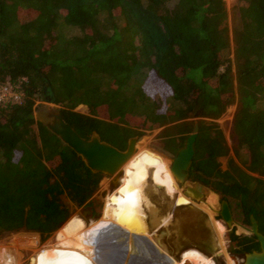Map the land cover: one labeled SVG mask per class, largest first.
I'll return each mask as SVG.
<instances>
[{
  "label": "trees",
  "instance_id": "trees-1",
  "mask_svg": "<svg viewBox=\"0 0 264 264\" xmlns=\"http://www.w3.org/2000/svg\"><path fill=\"white\" fill-rule=\"evenodd\" d=\"M227 17L224 0H0V84L23 93L0 109V239L45 240L105 177L35 120L45 95L81 138L95 132L120 151L162 129L153 149L173 158L197 124L187 180L264 236V0H237L231 30ZM234 103L227 141L215 121ZM140 156L169 165L150 149ZM229 240L242 258L259 248L234 229Z\"/></svg>",
  "mask_w": 264,
  "mask_h": 264
},
{
  "label": "bare ground",
  "instance_id": "bare-ground-1",
  "mask_svg": "<svg viewBox=\"0 0 264 264\" xmlns=\"http://www.w3.org/2000/svg\"><path fill=\"white\" fill-rule=\"evenodd\" d=\"M167 161L169 165L165 169L152 168L135 152L121 168L122 174L117 180L125 190L142 197L138 203L142 204L144 198L161 207L155 222L161 231V248L142 236L138 238L135 253L128 252L125 234L129 232L125 233V224L118 221L121 217L109 227L97 221L86 225L80 218L71 217L56 233V244L37 252L32 264H175L171 258L177 261L179 257H185L180 264H189L190 253L203 262H206L204 253L210 256L217 253L216 256L223 258L210 220L198 209L199 204L192 205L178 189ZM178 192L180 198H177ZM122 205L125 204L121 203L120 211ZM116 215L115 212L113 217ZM0 264L17 262L4 254Z\"/></svg>",
  "mask_w": 264,
  "mask_h": 264
},
{
  "label": "rangeland",
  "instance_id": "rangeland-1",
  "mask_svg": "<svg viewBox=\"0 0 264 264\" xmlns=\"http://www.w3.org/2000/svg\"><path fill=\"white\" fill-rule=\"evenodd\" d=\"M224 3L228 13L226 25L228 29L231 30L232 9L236 6L237 0H224ZM172 5L173 3L170 5V7ZM229 54L230 59H232L233 54L231 53V46ZM42 104L43 101L36 102V105ZM235 109L236 104L234 103L227 108L225 114L221 118L215 121L219 128L222 130L227 141L229 138ZM75 111L82 114H87V108L85 106H78L76 107ZM197 120L198 119H194L195 122ZM161 130L162 129L144 131L143 136H141L139 139L137 138L136 152L140 154L142 149L146 148L160 155V153L156 152L153 149V145L158 143L157 136L161 132ZM229 155L232 156V153H230ZM163 158H166L167 160L170 159L169 157L161 154V161H163ZM219 162L221 164V169L225 170L227 157H221L219 159ZM111 181L112 180L110 177H103L99 183L98 191L92 197V199L97 202V215L95 217H83L81 215L80 209L72 208L71 214L67 221L63 223L55 232L51 233L45 240L40 239L39 235L34 233L20 232L10 234L0 239V259H2L4 254H8L9 256L14 258V260H16L17 264H32V260L35 258L37 252H39L43 248H47L56 244V233L62 228L64 224L68 222L71 217L80 218L86 225H89L91 222L97 221L100 224L108 225V227L114 222V220H118L121 217V219H119L118 221L123 222L122 224H125L123 226V228L127 230V232L125 231V233L129 232L128 234H125V247L128 252L130 251L131 253H135L134 250L137 245L138 238L142 236L147 237L153 243L155 242L154 244H157V246L161 248V231L158 227H155V222L159 218L158 216L161 212L158 205L153 204L151 201H147V203L145 204L134 203V199L142 197L131 191L124 190L122 184L118 183V181L117 186L113 189ZM111 195L116 196V201L113 203L110 202ZM130 196L132 197L131 202H129ZM218 198V195H216L215 197L212 193H209L206 196V201L208 202H204L203 204L205 205L203 207V213L211 222L219 253L223 255V258L218 256L205 257L206 262H203L200 260V257H197L194 253H190L187 256V258H190V260L187 259L189 261V264H211L212 262L214 264H242V256L234 253L236 247L234 243L230 242L229 234L234 229L235 235L249 237L251 235L247 230L249 228L240 224L241 218L238 212L235 210L233 212V221L237 224V226L233 225L232 227L228 228L221 221V219L217 220L219 216H216V212L212 211V209L218 208ZM121 203L125 204L124 206L122 205V211L119 210ZM207 203L210 206L206 210ZM106 204H108L111 210L110 212L108 211L106 217H102V210ZM115 212L117 213V215L113 217L115 215ZM192 259L194 261H191ZM171 260L174 261L175 264H180V261H184L185 257H179L177 261L172 258Z\"/></svg>",
  "mask_w": 264,
  "mask_h": 264
},
{
  "label": "water",
  "instance_id": "water-1",
  "mask_svg": "<svg viewBox=\"0 0 264 264\" xmlns=\"http://www.w3.org/2000/svg\"><path fill=\"white\" fill-rule=\"evenodd\" d=\"M34 118L59 139L62 144L69 147L80 157L92 173H101L106 177H110L113 189L117 186V179L122 174L121 168L136 152L137 137H132L128 140L124 151H120L112 145L101 141L99 135L95 132L91 134L88 140L81 138L63 120L61 109L55 104L52 95L44 96L43 104L34 112ZM197 131L198 127L195 124L192 133L186 138L183 147L177 151L173 158L169 159V169L177 182L178 189H181V193L190 200L192 205L204 202L208 193L214 194L199 183H191L187 180V172L195 152L194 144ZM214 211L226 227L237 226L233 221L231 209L226 201H221L218 204V208ZM81 215L83 217H91L90 208L81 209ZM247 230L256 238L259 244V252L244 254L242 264H264V236L259 233L258 225L253 218H250V228ZM216 254L213 253L212 255L216 256ZM204 255L205 257H211L206 253Z\"/></svg>",
  "mask_w": 264,
  "mask_h": 264
},
{
  "label": "built area",
  "instance_id": "built-area-1",
  "mask_svg": "<svg viewBox=\"0 0 264 264\" xmlns=\"http://www.w3.org/2000/svg\"><path fill=\"white\" fill-rule=\"evenodd\" d=\"M22 101L23 93L18 85L0 84V109L21 104Z\"/></svg>",
  "mask_w": 264,
  "mask_h": 264
},
{
  "label": "flooded vegetation",
  "instance_id": "flooded-vegetation-1",
  "mask_svg": "<svg viewBox=\"0 0 264 264\" xmlns=\"http://www.w3.org/2000/svg\"><path fill=\"white\" fill-rule=\"evenodd\" d=\"M129 140V139H128ZM127 143H128V141H127ZM139 156H140V154H139ZM141 157V156H140ZM142 159V158H141ZM143 160V159H142ZM168 166H166V167H164V168H161V169H165V168H167ZM119 183V182H118ZM122 186H123V184H122ZM124 188V187H123ZM125 190V189H124ZM126 191H130V190H126ZM131 192H133V191H131ZM133 193H135V192H133ZM137 194V193H136ZM139 195V194H138ZM116 196H113V195H111V197H110V202L111 203H113V202H115L116 201ZM130 198V201L129 202H131V200H132V197L130 196L129 197ZM177 198H180L179 197V192H178V195H177ZM94 201V200H93ZM204 202H208V201H206V197H205V201ZM220 202H221V200H220V198H218V204H220ZM134 203H138V199H134ZM145 203H147V200H145L144 198H143V202H142V204H145ZM152 203H154V202H152ZM204 203H201V204H199L198 205V209H200L202 212H204V206L205 205H203ZM96 205H97V202L96 201H94L93 203H91V204H89V205H86V206H84V207H82V208H79L80 209V211H81V209H85V208H90V210H91V214H92V218L93 217H95L96 215H97V207H96ZM210 205H208V203H207V205H206V210L208 209V207H209ZM160 209H161V207H159ZM232 213V212H231ZM232 216H233V214H232ZM151 219V218H150ZM241 224V223H240ZM242 225V224H241ZM243 226V225H242ZM248 228H250V226L248 227ZM251 252H259V248L257 249V250H253V251H251Z\"/></svg>",
  "mask_w": 264,
  "mask_h": 264
}]
</instances>
